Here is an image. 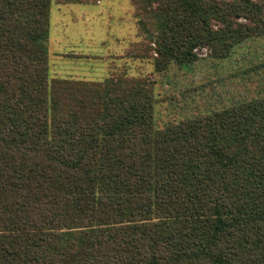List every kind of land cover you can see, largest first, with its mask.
Listing matches in <instances>:
<instances>
[{"label":"trees","instance_id":"obj_1","mask_svg":"<svg viewBox=\"0 0 264 264\" xmlns=\"http://www.w3.org/2000/svg\"><path fill=\"white\" fill-rule=\"evenodd\" d=\"M52 1L0 0V264H264V97L164 117L153 77L264 36V0H132L97 81L50 77Z\"/></svg>","mask_w":264,"mask_h":264},{"label":"rangeland","instance_id":"obj_2","mask_svg":"<svg viewBox=\"0 0 264 264\" xmlns=\"http://www.w3.org/2000/svg\"><path fill=\"white\" fill-rule=\"evenodd\" d=\"M135 7L132 0H53L48 37L50 77L104 79L109 57L128 56L127 51H134L137 42L145 39ZM195 53L198 59L188 68L173 64L164 73H154L160 116L188 119L264 97V36L242 41L225 58L212 57L205 47H198ZM124 61L135 74L138 69H153L148 61L128 57L117 63Z\"/></svg>","mask_w":264,"mask_h":264},{"label":"built area","instance_id":"obj_3","mask_svg":"<svg viewBox=\"0 0 264 264\" xmlns=\"http://www.w3.org/2000/svg\"><path fill=\"white\" fill-rule=\"evenodd\" d=\"M196 49H197V48H196ZM196 49H195V50H196Z\"/></svg>","mask_w":264,"mask_h":264},{"label":"crops","instance_id":"obj_4","mask_svg":"<svg viewBox=\"0 0 264 264\" xmlns=\"http://www.w3.org/2000/svg\"><path fill=\"white\" fill-rule=\"evenodd\" d=\"M81 12H83V11H81Z\"/></svg>","mask_w":264,"mask_h":264}]
</instances>
